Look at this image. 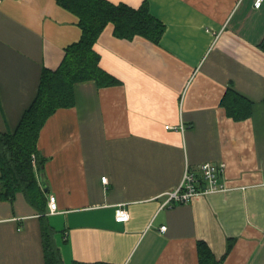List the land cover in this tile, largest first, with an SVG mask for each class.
I'll return each mask as SVG.
<instances>
[{
  "label": "crops",
  "instance_id": "0c3cea01",
  "mask_svg": "<svg viewBox=\"0 0 264 264\" xmlns=\"http://www.w3.org/2000/svg\"><path fill=\"white\" fill-rule=\"evenodd\" d=\"M109 1L147 3L164 32L154 41L104 28L94 48L120 82L77 83L76 103L44 124L47 213L23 192L0 196V264H47L44 219L65 264H200L198 241L221 264H264V1ZM78 21L57 0H0L2 132L15 130L43 67L80 39ZM230 88L252 101L247 118L228 116ZM204 162L225 164L227 189L164 205L186 167L200 178Z\"/></svg>",
  "mask_w": 264,
  "mask_h": 264
},
{
  "label": "trees",
  "instance_id": "16d2710c",
  "mask_svg": "<svg viewBox=\"0 0 264 264\" xmlns=\"http://www.w3.org/2000/svg\"><path fill=\"white\" fill-rule=\"evenodd\" d=\"M57 2L78 16L81 37L65 48L57 68L43 67L36 95L15 130H0V196L12 200L18 192H23L42 216L47 213L48 191L40 183L46 157L38 148V139L44 124L59 108L76 103L77 83L94 80L101 87L120 82L100 66V54L94 48L100 34L112 23L118 37L131 39L142 35L158 41L165 28L147 3L135 8L109 0ZM261 47L264 49V39ZM222 104L228 116L238 120L247 118L252 109V101L231 88L226 91ZM42 229L47 264H65L54 241V229L45 219ZM198 254L200 264H221L205 241H198Z\"/></svg>",
  "mask_w": 264,
  "mask_h": 264
},
{
  "label": "built area",
  "instance_id": "2783aa9c",
  "mask_svg": "<svg viewBox=\"0 0 264 264\" xmlns=\"http://www.w3.org/2000/svg\"><path fill=\"white\" fill-rule=\"evenodd\" d=\"M264 0H255L256 7H259ZM168 128H177V126L167 125ZM224 163L204 162L200 165L201 177L199 178L193 170L186 167L180 184L173 190L166 193L164 205L172 206L174 203H187L194 196L200 193H211L226 190L224 183L220 182V177L224 172ZM107 176H102L104 183L108 182ZM199 181H203L204 186L198 185ZM49 211L55 213L57 211V202L54 195L49 197ZM115 219L118 222H126L130 219V213L124 205L116 208ZM162 231L167 229L166 225L160 228Z\"/></svg>",
  "mask_w": 264,
  "mask_h": 264
},
{
  "label": "water",
  "instance_id": "95a60500",
  "mask_svg": "<svg viewBox=\"0 0 264 264\" xmlns=\"http://www.w3.org/2000/svg\"><path fill=\"white\" fill-rule=\"evenodd\" d=\"M41 183H42L44 190L47 191L48 190V184H47L43 175H42V182Z\"/></svg>",
  "mask_w": 264,
  "mask_h": 264
}]
</instances>
